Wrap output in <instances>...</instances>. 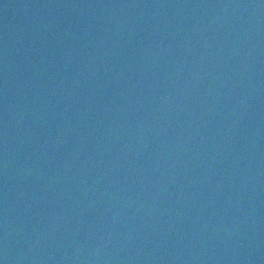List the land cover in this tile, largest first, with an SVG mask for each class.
<instances>
[{"label": "water", "instance_id": "95a60500", "mask_svg": "<svg viewBox=\"0 0 264 264\" xmlns=\"http://www.w3.org/2000/svg\"><path fill=\"white\" fill-rule=\"evenodd\" d=\"M0 264H264V0H0Z\"/></svg>", "mask_w": 264, "mask_h": 264}]
</instances>
